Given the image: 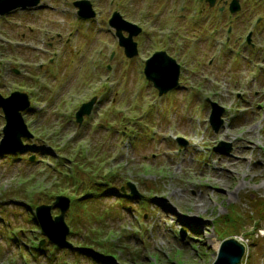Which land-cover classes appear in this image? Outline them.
I'll use <instances>...</instances> for the list:
<instances>
[{"label": "rangeland", "instance_id": "obj_1", "mask_svg": "<svg viewBox=\"0 0 264 264\" xmlns=\"http://www.w3.org/2000/svg\"><path fill=\"white\" fill-rule=\"evenodd\" d=\"M73 1L41 0L0 15V93H28L31 107L22 115L34 135L14 157L0 151V264H56L42 255L33 258L18 243L40 237L30 232L36 224L28 219L27 197L37 204L46 194L72 193L68 182L61 191L51 189L58 179L47 165L59 154L121 174L115 190L100 196L105 209L120 213L108 217L101 241L118 247L113 255L118 263L105 257L102 264H211L221 239L231 234L245 245L243 264H264V214L256 211L264 202V0H240L232 16L217 0L216 7L225 11L219 22L201 0H92L90 19L76 14ZM113 10L140 20L135 57L124 56L108 26ZM213 23L219 26L216 35ZM227 28L234 42L218 48L213 40H224ZM248 33L249 42L240 44ZM212 48L218 57L208 61ZM156 49H165L182 66L179 86L163 96L140 70L142 58ZM214 89L219 93L208 99L223 107L215 130L208 123L211 107L203 101ZM92 96L98 101L78 126L74 113ZM3 124L0 110V138ZM64 141L74 156L58 148ZM220 141L229 144L228 154L212 150ZM126 180L143 196L151 194L143 207L138 198L129 199V206L117 204L123 196L115 191ZM13 230L21 232L14 241ZM82 252L57 251L55 261L98 264L86 259L92 251Z\"/></svg>", "mask_w": 264, "mask_h": 264}, {"label": "water", "instance_id": "obj_2", "mask_svg": "<svg viewBox=\"0 0 264 264\" xmlns=\"http://www.w3.org/2000/svg\"><path fill=\"white\" fill-rule=\"evenodd\" d=\"M39 0H0V13L7 12L18 5H35ZM212 1V0H210ZM75 5L79 6V14L83 17L93 15L89 3L85 0L76 1ZM239 9L238 0H232L230 10ZM109 22L115 26L116 33L119 36V42L125 48V53L131 56L136 53V43L132 36L138 32V29L130 22H123L118 12H114ZM126 25V27H125ZM127 28L129 34L124 37L121 34L122 28ZM146 77L153 81L158 88L159 94L171 89L177 84L178 66L174 60L167 57L165 52L154 53L145 65ZM94 102V98L82 104L76 112L78 121H81L83 113H89ZM29 105L27 94L24 92L14 91L9 96L3 97L0 94V107L3 110L5 125L3 127V138L0 143V148L11 147L18 148L21 145L22 136H31L23 121L20 111ZM221 109L213 116L219 120ZM216 128V127H215ZM225 153L228 151L225 150ZM132 193H137L135 186L128 182ZM54 204L60 207L61 213L54 218L50 214V205H40L36 207V215L39 220L42 231L55 243L59 245L70 246L66 242L65 235L68 232V226L63 220V215L69 206V199L65 196H57ZM244 245L235 237H228L222 240L217 252V257L211 264H241V258L244 254Z\"/></svg>", "mask_w": 264, "mask_h": 264}, {"label": "trees", "instance_id": "obj_3", "mask_svg": "<svg viewBox=\"0 0 264 264\" xmlns=\"http://www.w3.org/2000/svg\"><path fill=\"white\" fill-rule=\"evenodd\" d=\"M82 148L83 147L81 146L79 151H82L83 150ZM85 158H86V156L84 157V159ZM60 163H61L60 161L54 162L56 169H58V174L56 176H59V183L60 184L61 183L65 184L68 182L70 184L76 185L77 187L83 186V187H86L87 189L90 188L91 186H94V192H97L95 195L90 194V195L80 196L77 193L75 195H71L74 205L71 207V212L68 216V220H69L70 225L72 227L71 232L80 233L81 229L83 228L84 230H87V232H89L88 234L91 235L85 239H87L89 241H95L98 236L102 235V229L99 232H97L98 234L95 233V237H96L95 238L94 234L91 233V228H88V226L91 225V221L93 220V216H99V218L102 217L101 212L100 213L95 212V211H97L95 209L96 203L100 201V199H97V198L98 197L100 198L101 193L105 192L106 189L108 191L113 189L112 183L114 182V179L120 177V174H118V172H113L111 169H109V172H107L106 174L103 175V178L106 177L105 187H101L100 184L92 185L93 180H91L92 179L91 176L90 175L87 176V174L89 172L83 171V170H88L89 167L83 168V170H79V168H81V167L74 166V167H71V170L69 171V169H64V167H61ZM48 167L51 168L50 166H48ZM89 169L92 170V168H89ZM78 171H82L84 173V175L82 176L80 174V172H78ZM95 172L98 173V170H96ZM60 184H55V187L57 185L59 187ZM25 187H27V186H25ZM58 187H56V188H58ZM20 190H22V189H20ZM46 197H47L45 199L46 201H49V199H51L50 195L46 194ZM256 208H257L256 211L259 214H264V202L259 201L257 203ZM110 213H111V215H115V213H116L115 209L110 208ZM234 220H237V219H234ZM235 222L236 221H234V223ZM247 239H249V237H247ZM33 250L35 252H41L42 251L41 248H38L35 246L33 247ZM106 250H109L111 253L114 251V249H106ZM81 251H82V249H79V248H75V250H74L75 253H81Z\"/></svg>", "mask_w": 264, "mask_h": 264}, {"label": "bare ground", "instance_id": "obj_4", "mask_svg": "<svg viewBox=\"0 0 264 264\" xmlns=\"http://www.w3.org/2000/svg\"><path fill=\"white\" fill-rule=\"evenodd\" d=\"M214 242V241H213ZM215 244V243H214Z\"/></svg>", "mask_w": 264, "mask_h": 264}]
</instances>
